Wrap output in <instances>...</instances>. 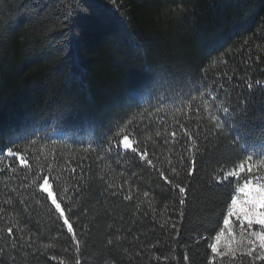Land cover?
Segmentation results:
<instances>
[{"label":"trees","instance_id":"trees-1","mask_svg":"<svg viewBox=\"0 0 264 264\" xmlns=\"http://www.w3.org/2000/svg\"><path fill=\"white\" fill-rule=\"evenodd\" d=\"M248 154L264 156V0H0V264H264L235 217V254L208 247Z\"/></svg>","mask_w":264,"mask_h":264},{"label":"snow or ice","instance_id":"snow-or-ice-1","mask_svg":"<svg viewBox=\"0 0 264 264\" xmlns=\"http://www.w3.org/2000/svg\"><path fill=\"white\" fill-rule=\"evenodd\" d=\"M251 89L252 85H248ZM230 110L228 107H223V114H229ZM214 121V127L218 130V134L224 132V124L222 122L221 116L215 115L212 117ZM119 144L123 146L125 150L132 149V151H137V149L129 142L127 136H124ZM8 155L12 156L14 153L9 149ZM139 157L141 161L146 162L148 165H152V160L148 158L146 152H140ZM254 157L248 154L245 159L240 160L238 164H235L233 169L229 172L224 173L223 178L229 179L232 177H239L241 174L246 173V179L240 183L237 181L234 193L230 197V203L227 205V214L223 216L224 228L215 234V242L208 245L213 254L218 256L224 255L223 252L219 251L221 247L227 248L230 252L235 254V250L232 247L234 240L230 232L227 233V238L225 239V233L228 228L232 226L230 217H235V220L242 226L245 225L249 230L248 232V244L246 246V255L252 257L253 260H259L264 262V156H262L258 162L253 164ZM194 164V162H193ZM194 167H189L188 175L191 176L194 173ZM161 179L171 187L178 189L181 196L179 200L180 205H184L186 200V188L181 186L179 183L173 184L172 180L163 172H160ZM44 183L40 185V188L47 193L48 200L54 206V210L58 213L60 219L63 221V225L67 227L68 233H74V228L72 223L66 217L65 210L62 208L61 203L58 202L53 191L50 189L48 183V177H44ZM222 182V181H221ZM126 200L129 197H124ZM254 225H259L258 231L252 230ZM7 232L9 235H14V230L12 227H8ZM73 239H76L73 235ZM111 243V241H110ZM76 264H80L77 260Z\"/></svg>","mask_w":264,"mask_h":264},{"label":"rangeland","instance_id":"rangeland-1","mask_svg":"<svg viewBox=\"0 0 264 264\" xmlns=\"http://www.w3.org/2000/svg\"><path fill=\"white\" fill-rule=\"evenodd\" d=\"M130 142V141H129ZM121 149H123V150H125L124 148H123V146L121 145ZM128 150H131V148L130 149H128ZM43 191V190H42ZM246 223V222H245ZM228 232H230L231 233V235H232V238H233V240H234V242H235V238H236V235H233L232 234V231L230 230V231H228ZM227 232V233H228ZM227 233H226V235H225V239L227 238ZM247 237H248V233H247ZM238 240V239H237ZM233 246V245H232ZM223 248V247H222Z\"/></svg>","mask_w":264,"mask_h":264}]
</instances>
